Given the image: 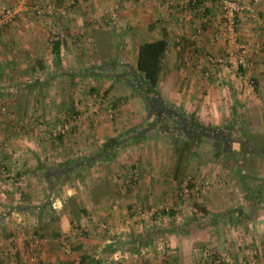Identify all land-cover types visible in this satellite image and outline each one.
<instances>
[{"label": "crops", "instance_id": "1", "mask_svg": "<svg viewBox=\"0 0 264 264\" xmlns=\"http://www.w3.org/2000/svg\"><path fill=\"white\" fill-rule=\"evenodd\" d=\"M238 1L244 46L233 51L252 65L232 74L206 58L223 53L219 0H73L64 13L24 11L0 27V264H202L203 248L229 259L209 264H264V149L192 151L183 165L207 186L165 216L161 201L183 177L178 144L139 131L150 117L128 83L138 45L163 38L161 97L205 125L234 121L264 145V0ZM52 23L64 32L56 44ZM104 99L116 105L111 120ZM65 120L66 136L48 135Z\"/></svg>", "mask_w": 264, "mask_h": 264}, {"label": "trees", "instance_id": "2", "mask_svg": "<svg viewBox=\"0 0 264 264\" xmlns=\"http://www.w3.org/2000/svg\"><path fill=\"white\" fill-rule=\"evenodd\" d=\"M164 48L163 38L142 42L137 47L134 76L128 83L142 98L147 117H150L139 131L142 133L154 129L158 135H168L176 145L178 144V173H182L185 168L184 159L193 156L192 149L201 146L203 137L205 141L211 140L209 148L215 155L228 154L231 150L239 155L249 153L253 148L250 141L245 137L231 138L233 130H240L234 121L227 126L205 125L193 113L181 112L161 97L157 81ZM134 132L135 135L139 134L136 130ZM118 141L117 137L105 140L99 150L102 157L110 155ZM75 165L77 166V162ZM181 182L182 178L179 184Z\"/></svg>", "mask_w": 264, "mask_h": 264}, {"label": "built area", "instance_id": "3", "mask_svg": "<svg viewBox=\"0 0 264 264\" xmlns=\"http://www.w3.org/2000/svg\"><path fill=\"white\" fill-rule=\"evenodd\" d=\"M256 0H252V4ZM73 0H62L58 4L54 3H44L40 4L37 2L21 4V5H10L4 6L0 9V27L5 23L9 22L19 13L24 11L32 12L37 16H42L45 14H50L56 9L59 13H64L65 10L72 4ZM248 7V4H245ZM218 7L221 15V29L223 30V43H222V55H208L206 58L209 60L212 67L219 66L223 64L226 68V71L229 74L236 73L240 69L249 68L252 65V61L248 59L243 52L234 53V46L238 48H243L242 43L237 42V35L235 32V24L237 19V13L244 7L238 0H219ZM200 11L203 9L202 6L197 7ZM250 9L253 8L250 6ZM253 13V11H251ZM64 36V32L54 23L50 24L47 32V38L50 43L60 41ZM4 110V105L0 104V112ZM105 111L108 117H112L113 114V104L111 101L105 103ZM70 122L68 120L63 121L60 126L52 127L48 130L49 136H62L65 134L66 130L69 128ZM46 134V133H45ZM47 135V134H46ZM4 170L3 164L0 163V172ZM194 179L191 178L190 174H187L180 183L179 187V195L181 198L188 197L189 195L200 196L203 193L206 183L197 184L193 182ZM162 209H167L164 205L160 206ZM153 210H136L137 217H146L151 214ZM264 258V257H263ZM223 260L224 262H228L229 259L226 257H218L216 254L210 250L209 248H203L201 251V263L209 264L211 261ZM71 264H79V260H74Z\"/></svg>", "mask_w": 264, "mask_h": 264}, {"label": "rangeland", "instance_id": "4", "mask_svg": "<svg viewBox=\"0 0 264 264\" xmlns=\"http://www.w3.org/2000/svg\"><path fill=\"white\" fill-rule=\"evenodd\" d=\"M108 101H110L109 99H104V102L106 103V102H108ZM112 102V101H111ZM114 102H112V104H113ZM115 104H113V112H114V109H115ZM104 107H105V104H104ZM104 115H105V117H106V119L107 120H111L112 118H113V114H112V117L110 118V117H108L107 115H106V111H105V113H104ZM62 123V122H61ZM61 124H58V126H60ZM70 127V126H69ZM246 130V129H245ZM68 131H69V128L66 130V132H65V134H63L62 136H66L67 134H68ZM233 135L231 136V138H243L244 137V129H240V130H233ZM46 137H47V135H45ZM57 137V136H56ZM262 139V137L261 136H257V137H255V140H253V146L255 147L254 149H255V151L258 149L259 150V153H260V150H263L264 149V145H262V144H260V140ZM202 143H201V146L200 147H196L195 146V148H193L192 149V151L194 152V156H195V158L199 155V154H201V156H202V158H203V155L206 153V150H207V148H209V144H206V143H204V141H205V138L203 137L202 138ZM255 142V143H254ZM251 144V143H250ZM249 147V146H248ZM204 148V149H203ZM197 149V150H196ZM205 150V152L203 151V150ZM257 152V151H256ZM264 152V151H263ZM261 155L263 156V154L261 153ZM186 168V169H185ZM185 170L183 169V177H182V179L187 175V174H190L191 175V178H194L193 177V175H192V172H191V170L190 169H188L187 168V166L185 165ZM226 169H227V167H226ZM47 179H49L48 178V176H47ZM225 185V184H224ZM178 191H179V188L176 190V192L174 193V194H172L171 196L169 195L166 199H163L162 201H161V203H162V206L164 205L165 207H167V209L165 210V209H162L161 208V210H163V212L162 213H165V216H168V215H170L173 211H177L178 210V208H177V202H178V204H179V201H180V199H181V197H180V195H179V193H178ZM203 193H201L200 195H202ZM189 196H193V195H189ZM188 196V197H189ZM210 249V248H209ZM211 250V249H210Z\"/></svg>", "mask_w": 264, "mask_h": 264}]
</instances>
